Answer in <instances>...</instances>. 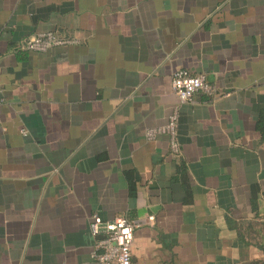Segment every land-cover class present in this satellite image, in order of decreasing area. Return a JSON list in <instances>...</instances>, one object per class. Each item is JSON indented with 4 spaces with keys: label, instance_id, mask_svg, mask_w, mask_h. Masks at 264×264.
<instances>
[{
    "label": "crops",
    "instance_id": "0c3cea01",
    "mask_svg": "<svg viewBox=\"0 0 264 264\" xmlns=\"http://www.w3.org/2000/svg\"><path fill=\"white\" fill-rule=\"evenodd\" d=\"M180 69L215 95L174 157ZM0 89V264H95L93 216L141 224L132 264L264 261V0H0Z\"/></svg>",
    "mask_w": 264,
    "mask_h": 264
},
{
    "label": "built area",
    "instance_id": "2783aa9c",
    "mask_svg": "<svg viewBox=\"0 0 264 264\" xmlns=\"http://www.w3.org/2000/svg\"><path fill=\"white\" fill-rule=\"evenodd\" d=\"M78 41L72 38L61 37L47 31L40 32L24 41L22 48L25 51L45 53L55 47L77 45ZM171 91L177 100L165 124L149 128L144 132L147 141H154L158 137L168 139L170 154L177 157L181 154L178 140L177 126L180 105L192 102L194 95L203 93L208 97L215 95V88L209 85L204 76L191 75L187 70H177L171 79ZM4 101L0 89V104ZM153 217H148V223L153 222ZM140 223L119 218L114 222H103L100 217L93 216L90 222V232L95 239L91 257L95 264H132L131 247L135 230Z\"/></svg>",
    "mask_w": 264,
    "mask_h": 264
},
{
    "label": "trees",
    "instance_id": "16d2710c",
    "mask_svg": "<svg viewBox=\"0 0 264 264\" xmlns=\"http://www.w3.org/2000/svg\"><path fill=\"white\" fill-rule=\"evenodd\" d=\"M258 248L261 249V251L263 252V255H264V242L261 243V244H259V245H258ZM258 264H264V261L261 262V263H258Z\"/></svg>",
    "mask_w": 264,
    "mask_h": 264
}]
</instances>
